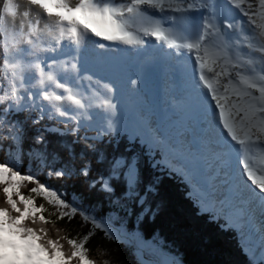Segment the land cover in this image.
<instances>
[{
    "label": "snow or ice",
    "instance_id": "snow-or-ice-1",
    "mask_svg": "<svg viewBox=\"0 0 264 264\" xmlns=\"http://www.w3.org/2000/svg\"><path fill=\"white\" fill-rule=\"evenodd\" d=\"M207 230L264 264V0H0V264H187Z\"/></svg>",
    "mask_w": 264,
    "mask_h": 264
},
{
    "label": "trees",
    "instance_id": "trees-1",
    "mask_svg": "<svg viewBox=\"0 0 264 264\" xmlns=\"http://www.w3.org/2000/svg\"><path fill=\"white\" fill-rule=\"evenodd\" d=\"M158 199L167 201V208L164 213L158 218L157 226L163 228L162 234L169 241L174 239L173 234L183 228L190 217L191 210L187 201L183 199L182 187L178 180L165 179L160 185V196ZM43 202V201H39ZM197 227L203 224V221L194 222ZM214 236V245L208 253H201L198 247V241L195 237H192L187 245L186 249L182 248L181 251L185 253L184 259L187 264H191L192 261H219L225 258H230L235 264H244L243 257L239 254L235 247V243L229 236H220L215 238L214 230H207ZM97 242L94 241L93 245ZM93 256L97 259L95 251Z\"/></svg>",
    "mask_w": 264,
    "mask_h": 264
},
{
    "label": "rangeland",
    "instance_id": "rangeland-1",
    "mask_svg": "<svg viewBox=\"0 0 264 264\" xmlns=\"http://www.w3.org/2000/svg\"><path fill=\"white\" fill-rule=\"evenodd\" d=\"M156 103H157L158 109L162 110L163 107H164V100H163V98L162 97H158ZM161 115L162 116H165V118H166V114L163 113V111H161Z\"/></svg>",
    "mask_w": 264,
    "mask_h": 264
},
{
    "label": "bare ground",
    "instance_id": "bare-ground-1",
    "mask_svg": "<svg viewBox=\"0 0 264 264\" xmlns=\"http://www.w3.org/2000/svg\"><path fill=\"white\" fill-rule=\"evenodd\" d=\"M81 22H82V23H84V22H86V21H84V19H83V18H81Z\"/></svg>",
    "mask_w": 264,
    "mask_h": 264
}]
</instances>
